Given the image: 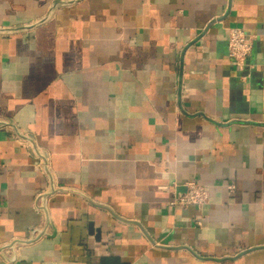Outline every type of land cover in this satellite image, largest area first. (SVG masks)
Here are the masks:
<instances>
[{
    "label": "crops",
    "instance_id": "1",
    "mask_svg": "<svg viewBox=\"0 0 264 264\" xmlns=\"http://www.w3.org/2000/svg\"><path fill=\"white\" fill-rule=\"evenodd\" d=\"M0 264H264V0H0Z\"/></svg>",
    "mask_w": 264,
    "mask_h": 264
},
{
    "label": "built area",
    "instance_id": "2",
    "mask_svg": "<svg viewBox=\"0 0 264 264\" xmlns=\"http://www.w3.org/2000/svg\"><path fill=\"white\" fill-rule=\"evenodd\" d=\"M227 46L229 55L235 60L236 65L242 68L252 48V36L242 27H231L228 29ZM184 187V192L174 194L169 203L170 205H179L183 207L193 206L199 208L208 203L209 191L205 186L192 180L187 181ZM226 188L229 193H232L235 189V185L234 183H226ZM197 224L200 225V221H197ZM30 233L33 238L45 235V232L38 228H32Z\"/></svg>",
    "mask_w": 264,
    "mask_h": 264
},
{
    "label": "water",
    "instance_id": "3",
    "mask_svg": "<svg viewBox=\"0 0 264 264\" xmlns=\"http://www.w3.org/2000/svg\"><path fill=\"white\" fill-rule=\"evenodd\" d=\"M97 231V230H96ZM90 232H95V229H92V226L90 224Z\"/></svg>",
    "mask_w": 264,
    "mask_h": 264
}]
</instances>
